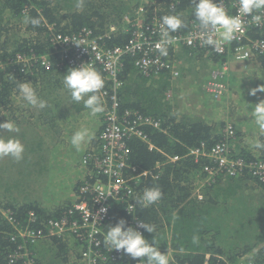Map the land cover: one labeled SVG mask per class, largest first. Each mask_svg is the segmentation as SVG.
I'll return each instance as SVG.
<instances>
[{"label":"trees","instance_id":"trees-1","mask_svg":"<svg viewBox=\"0 0 264 264\" xmlns=\"http://www.w3.org/2000/svg\"><path fill=\"white\" fill-rule=\"evenodd\" d=\"M141 1L0 0V61L7 62V67L0 70V123L8 119L18 128L24 125L30 128V134L13 132L9 136L19 138L25 145L23 159L0 158V264H26V258L18 259L14 253L27 241L14 233V224L3 211L11 213L23 229L28 224L40 229L49 219L64 217L76 198L66 200L56 193V173L60 170L56 166L64 164L63 159L58 161L57 155L69 157L79 168L82 177L74 186L78 198L82 184L95 179L93 162L84 159L88 153L100 152L99 134L106 124L103 112L93 116L83 101L72 100L63 77L74 66L59 65L47 24L53 25L56 31L67 33L91 28L95 35L106 33L111 24H115L119 32L112 33L104 42L107 47L123 45L130 32L122 31V17L136 15ZM227 3L232 6V0ZM78 4L82 6L78 7ZM160 13L181 17L183 26L176 32L186 33L195 24L199 25L193 0H165ZM26 17H39L41 24L34 27L25 23ZM257 39L264 40V23L262 26L250 25L242 42ZM237 44L233 41L231 48ZM19 55L35 58L47 55L51 66L47 68L36 59L24 64L18 61ZM172 58L177 65V78H173L168 69L146 75L135 65L134 56H126L121 73L124 85L119 97L122 112L137 110L160 124L145 127L149 141L155 147L182 158L166 162L167 157L160 150L151 149L148 142L138 137L129 140L130 163L140 169L152 170L156 176L149 175L130 183L135 192L134 210L129 211L124 201L112 200L109 218L103 223V234L98 235L102 242L100 248L107 252L104 237L110 225L115 226L124 219L125 227L137 228L131 221L139 220L155 227V232L137 229L150 243L156 239L160 251L168 252L170 264H235L244 253H252L258 264H264V184L245 170L238 176L218 173L211 177L205 167L215 162L191 153L193 147L205 145L210 148L221 140H228L233 155L245 161L264 158V149L256 155L258 149L251 147L256 137L264 142V134L260 133L253 117L255 104L264 100V92L257 91L258 98L253 101L248 90L250 85L238 79L244 90L236 102L242 106L246 101L245 118H241L238 126L228 121L234 128V137L228 138L224 132L227 120L217 117L209 123L196 113L185 114L176 104L181 101L176 89L182 86L184 79L193 78L196 82L200 76L209 78V73L212 78V70L219 68L228 56L213 52V48L183 46L173 51ZM257 58L264 73V57ZM238 73L242 79V73ZM236 77L237 74L228 73L222 78L229 83L226 93ZM24 81L31 82L38 96L47 101L46 108H33L23 100L17 86ZM107 85L110 87V82L105 81L104 87ZM256 85L264 87V79ZM63 89L68 91L70 102L62 108L59 92ZM199 94L203 96V92ZM206 97L202 105L208 106L206 113L213 112V103H206ZM198 100L195 98L196 103ZM232 104L228 103L230 107L222 113L233 112ZM82 129H88L92 138L81 145H86V150L80 148L77 151L71 144V137ZM0 133L7 138V130H0ZM56 150L59 151L57 154ZM150 187L159 188L162 198L148 207L140 206L135 199ZM31 214L35 220H31ZM194 236L199 238L197 243H193ZM84 246L85 242L71 233L53 236L28 243L29 258L32 264H76L80 262ZM207 253L210 254L208 260ZM141 259L146 258L133 259L123 251L121 257L98 264H140Z\"/></svg>","mask_w":264,"mask_h":264},{"label":"built area","instance_id":"built-area-1","mask_svg":"<svg viewBox=\"0 0 264 264\" xmlns=\"http://www.w3.org/2000/svg\"><path fill=\"white\" fill-rule=\"evenodd\" d=\"M230 15H236L239 7V0H232L230 7L227 0H220ZM165 0H142L137 8L136 15L125 14L122 17V31L130 32L128 41L123 45L107 47L104 39L110 37L112 33L119 32L115 24H111L106 33L95 35L91 28H83L76 33H67L56 31L51 24H47L51 31V40L54 46V55L59 59V65L68 64L79 66L84 63H91L103 76L104 80L110 82V87H104L101 95L104 111L103 116L106 124L99 134L100 152L88 153L85 162L91 160L96 169L95 179L92 182H85L80 187L79 199L67 211V214L61 218H52L43 223L42 228L37 229L29 224L25 229L21 228L14 216L9 212H3L10 223H13L14 233L22 237L24 241L14 255L20 258H26V264H32L29 256L31 250L28 243L31 244L40 239L53 236H65L69 233L80 237L85 242L80 254V264H98L101 261L117 259L122 256L123 250H112L108 246L107 252L101 247V240L98 235L103 234V223L109 218L112 200H121L127 203L129 211L134 210V189L131 182H137L142 177L149 175L156 176L152 170L140 169L130 163L131 147L129 140L133 137L141 138L149 143L151 149H158L149 141V136L145 131L147 126L158 127L160 124L151 116L127 109L121 111V98L119 93L122 90L124 81L121 73L124 67V59L131 55L135 57V65L146 75L159 73L163 69H168L173 78L179 76L176 62L172 58L173 51L183 46L189 47H208L213 48V52L229 56V59L221 62V66L214 69L212 78H209L204 85L205 90L214 98H221L228 89V83L223 81V77L230 73V60L245 63L256 54L264 55V40H255L249 43H243L247 29L252 22L251 16L242 17L243 28L237 34L233 41L237 45L231 48L232 42L221 45V51H217L213 46L204 43L205 33L199 25H194L188 32H175L169 34V38L174 41L173 44L164 45L160 13L163 9ZM264 16V12L253 13ZM264 19L259 25L262 26ZM81 43L77 46L72 40ZM188 41H191L189 43ZM167 47V55H162L157 45ZM239 49V51H238ZM248 53L247 59L240 61L237 56ZM19 61H31L33 59L41 62L43 66L50 67L51 62L44 55L39 58L35 56L27 57L19 55ZM7 62L0 61V69H3ZM228 138L234 137V128L231 124L225 129ZM204 145V143H202ZM160 150V149H158ZM166 157V162H176L182 156L170 155L160 150ZM191 153L198 157H206L213 160V165L205 167L208 174L212 177L218 173H226L231 176L240 175L241 170L251 173L258 181L264 184V158L256 161H245L240 156L232 154L231 144L228 140H221L216 145L206 148L204 145L193 147ZM160 167L161 165L158 164ZM202 197V196H200ZM31 220H35L34 214H31ZM137 228H141L139 220L131 221ZM16 236V235H15ZM13 236L12 238H16ZM210 254H206V260ZM235 264H258L252 253H244L239 256ZM76 263V264H79Z\"/></svg>","mask_w":264,"mask_h":264},{"label":"clouds","instance_id":"clouds-1","mask_svg":"<svg viewBox=\"0 0 264 264\" xmlns=\"http://www.w3.org/2000/svg\"><path fill=\"white\" fill-rule=\"evenodd\" d=\"M194 14L199 21V27L205 33L206 39L204 43L213 46L217 51H221V45L229 43L237 36L243 28L244 16H251L253 23L259 25L264 16L260 13L264 12V0H239V7L236 15H230L220 0H193ZM78 7L82 4H78ZM25 23H30L34 27L41 24L39 17H26ZM183 26L182 19L179 15H164L161 17V28L163 36V44L170 45L174 41L169 38V34L176 32ZM251 38H249L250 40ZM260 40V39H257ZM77 46L80 42L72 40ZM255 41V40H253ZM191 43V41H188ZM162 55H167V47L160 44L157 45ZM239 51V49H238ZM248 53L237 56V60L243 61L247 59ZM42 56H39V58ZM254 57L262 58L264 55L256 54ZM229 59V56L227 60ZM251 59V58H250ZM19 61V60H18ZM24 64L28 62L20 61ZM231 62V60H230ZM40 64V62H38ZM7 65L3 68L5 69ZM2 70V69H0ZM65 88L70 91L71 98L74 102L83 101L84 107L90 110V114L95 116L104 111V104L100 91L104 88L105 80L102 74L91 64L84 63L79 66L70 67L63 77ZM20 96L28 105L33 108L44 109L47 107V101L41 99L31 82H20L18 84ZM257 91L264 92V87L253 88L251 95H255ZM127 110V109H126ZM253 117L255 124L258 126L260 133L264 134V100L255 104L253 109ZM231 124L227 123V126ZM226 126V128H227ZM0 130H7L9 133L19 132L18 126L11 120L0 123ZM225 132V130H224ZM92 136L88 129H82L75 132L71 137V144L80 150L81 145L91 140ZM251 147L256 149H264V142L259 139L251 143ZM25 145L17 137H4L0 135V158L12 157L16 161L23 159ZM162 191L157 187L146 188L142 195L135 199L136 203L143 207L155 204L162 198ZM126 221L121 219L115 226L110 225L107 229L104 243L112 250H123L133 259H141L140 264H170L168 252H162L159 249L156 239L149 242L144 234L137 228L125 227ZM140 227L147 232H155L153 225L141 221ZM198 237H193V243L198 242Z\"/></svg>","mask_w":264,"mask_h":264},{"label":"crops","instance_id":"crops-1","mask_svg":"<svg viewBox=\"0 0 264 264\" xmlns=\"http://www.w3.org/2000/svg\"><path fill=\"white\" fill-rule=\"evenodd\" d=\"M230 64H232L234 66V68L231 67L230 74H237L238 77H236L235 81H231V84L229 85L230 86V91L225 93L223 98H219V99L218 98H214L209 93L206 92V90L204 88V85L207 82V80L210 78V73H209V78L206 77L207 78L206 79L204 77H200L199 81H196V82L193 80V78L184 79L185 82L182 83V86H180L178 90L176 89V93H177V97L179 99L184 100L183 112L185 114L188 113V114L191 115V114H195L196 113L198 115H201L206 120H208L209 123H213L212 121L216 120L217 117H220V118H222L224 120H227V122L228 121L234 122V124L237 125V126H238V124H241V118H245L243 116L244 115V110H241L242 106L240 104L237 105V106H234V104H232L231 106H233L235 108L233 110V112H231V113H222V110L224 109L223 105H224V103H236L237 104L236 101L238 100L239 96L241 95V91H242V88H240L239 83L237 82L238 79L240 81H242L238 72L242 73V75L247 78L248 81L246 83H248V85H250L249 88H248L250 93H251V90L253 88H258L256 84L262 78L264 79V75H263L264 73L261 71L260 67L262 65L260 63V60L257 57L251 58V59L247 60L245 63H240V62H237L235 60H231ZM245 68H251L252 72L250 74H246L245 75L243 73ZM237 84H238V87H236ZM231 86H233V87H231ZM200 92H203L204 98L206 96H208L206 98H207V100L209 99V103H211V104L213 103L212 105H213L214 108H212V109H215L213 112L204 113V114H202V111L201 112H199V111L195 112L193 107H192V105H191V103H189V104L187 103V105H188V108H187L185 100H188V97H190V95H197ZM59 95H60L59 99L62 102V108H63V106L67 107L69 105V102H70V100H67V98L69 96L68 91L66 92L65 89H63L61 92H59ZM203 96L202 95H201V97L195 96V98L200 99V98H203ZM250 97H254L252 100L255 101V98H258V94L250 95ZM192 100H195V99H192ZM181 110H182V108H181ZM56 111H57V109H56ZM257 139H259V138L256 137L255 140H257ZM81 149H82V151H84V150L87 149V146L86 145L85 146H81ZM256 153H257L256 155L261 154L262 153V149H258V151ZM63 159H65V157ZM74 169L77 170V177L75 179V182H76V180L80 179L82 176H81V174L79 172L78 166L75 163H74ZM82 170L84 171L83 168H82ZM58 181H61V180L58 179ZM74 186L75 185H73L71 187L70 184L66 183V181H65L64 189H69L70 192L68 194H66L68 196L62 197V199L66 198V200H67V198L73 199L75 197ZM57 188H58V186H57Z\"/></svg>","mask_w":264,"mask_h":264},{"label":"rangeland","instance_id":"rangeland-1","mask_svg":"<svg viewBox=\"0 0 264 264\" xmlns=\"http://www.w3.org/2000/svg\"><path fill=\"white\" fill-rule=\"evenodd\" d=\"M231 67L232 68H234V66L231 64ZM252 72V69L251 68H245L244 69V74L246 75V74H250ZM201 77V76H200ZM242 81V83H244V82H247L248 80H247V78L246 77H242V79H241ZM244 81V82H243ZM244 89H242V91H243ZM195 96H197V97H201V95L200 94H197V95H190V97H188V100H185V103H186V105H187V103L189 104V103H191V105H192V107H193V109H194V111L196 112V111H199V112H201L202 111V114H204V113H206L207 112V108H208V106H204V105H202V103H203V101H204V99L205 98H200L199 100H198V102L199 103H196L195 102V100H192V99H195ZM208 97V96H207ZM221 98H223V97H221ZM181 101H178L176 104L180 107V108H182V110H183V104H184V100H182V99H180ZM194 102V103H193ZM246 101H244L243 103H242V108H241V110H244V103H245ZM206 103H208V104H210L209 103V99L206 101ZM225 104V103H224ZM228 105V103H226V106L224 107V110L225 109H228L229 108V106H227ZM238 104H235L234 103V106H237ZM187 108H188V105H187ZM235 109V108H234ZM24 130H26V132L24 131ZM19 132L20 133H22V134H30V128L28 127V126H22V127H19ZM19 132H16V133H19ZM0 135H1V133H0ZM10 136V133L9 132H7V137H9ZM57 152H59V151H57L56 150V154H57ZM57 159H58V161H61L63 158H64V155L62 154V155H57ZM63 161H64V164H63V162L62 163H59V164H57V166L56 167H60V170L59 171H57V177H56V179H55V185H56V193L59 195V196H61V198L62 197H66V196H68V195H66V194H68L69 192H70V190L69 189H64V183H65V181H66V183H69L70 184V186L72 187L73 185H75V179H76V177H77V170L76 169H74V163L71 161V160H69V157H67V156H65V159H63ZM58 179H60L61 181H58ZM57 186H58V188H57ZM66 199V198H65ZM67 199H70V198H67Z\"/></svg>","mask_w":264,"mask_h":264},{"label":"water","instance_id":"water-1","mask_svg":"<svg viewBox=\"0 0 264 264\" xmlns=\"http://www.w3.org/2000/svg\"><path fill=\"white\" fill-rule=\"evenodd\" d=\"M3 212H5V211H3Z\"/></svg>","mask_w":264,"mask_h":264}]
</instances>
